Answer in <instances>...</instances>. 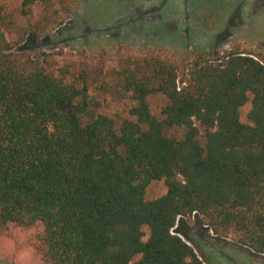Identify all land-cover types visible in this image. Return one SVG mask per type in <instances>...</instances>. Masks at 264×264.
<instances>
[{
	"label": "trees",
	"instance_id": "trees-1",
	"mask_svg": "<svg viewBox=\"0 0 264 264\" xmlns=\"http://www.w3.org/2000/svg\"><path fill=\"white\" fill-rule=\"evenodd\" d=\"M74 13L0 0V238L42 228V264H206L173 233L197 216L264 256V55L196 50L183 75L157 49L18 50ZM156 183L167 192L151 200Z\"/></svg>",
	"mask_w": 264,
	"mask_h": 264
},
{
	"label": "rangeland",
	"instance_id": "rangeland-1",
	"mask_svg": "<svg viewBox=\"0 0 264 264\" xmlns=\"http://www.w3.org/2000/svg\"><path fill=\"white\" fill-rule=\"evenodd\" d=\"M236 47L264 55V0H75V13L64 26L44 38L31 35L18 50L34 59L44 53L60 54L61 60L106 53L114 60L119 54L157 49L175 57L184 75L192 52ZM166 192L163 183H156L148 198ZM41 230L11 226L0 238V264H42L32 248ZM173 233L206 264H264L263 255L215 236L197 216L179 220Z\"/></svg>",
	"mask_w": 264,
	"mask_h": 264
}]
</instances>
